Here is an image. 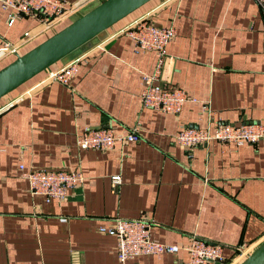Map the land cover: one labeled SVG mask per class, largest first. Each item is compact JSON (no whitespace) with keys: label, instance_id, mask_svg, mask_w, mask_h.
Instances as JSON below:
<instances>
[{"label":"crops","instance_id":"crops-1","mask_svg":"<svg viewBox=\"0 0 264 264\" xmlns=\"http://www.w3.org/2000/svg\"><path fill=\"white\" fill-rule=\"evenodd\" d=\"M56 19L25 15L7 25L0 8V43L23 54L100 0H65ZM140 17L173 24L165 88H182L199 102L178 115L142 108L140 72L155 66L153 52L137 53L123 28ZM1 46V45H0ZM68 86L40 83L45 71L0 98V264H183L180 249L160 258L120 262L116 238L101 233L112 219L144 216L153 239L184 246L193 235L234 248L264 242V140L235 146L212 140L189 151L174 137L181 126L203 127L201 102L234 124H264V23L255 0H149L79 51ZM12 56L0 50V68ZM72 58V59H73ZM71 59V60H72ZM70 61V60H68ZM58 61L54 69L67 63ZM138 129L140 140L110 150L78 149L85 128ZM81 170L84 181L62 201L31 195L19 166ZM120 174L113 186L111 177ZM242 256L236 257V259ZM238 264V263H237Z\"/></svg>","mask_w":264,"mask_h":264},{"label":"built area","instance_id":"built-area-1","mask_svg":"<svg viewBox=\"0 0 264 264\" xmlns=\"http://www.w3.org/2000/svg\"><path fill=\"white\" fill-rule=\"evenodd\" d=\"M255 1L260 7L264 23V0ZM0 8L9 12L7 25L12 26L16 19L35 13L45 19H56L72 7L65 0H0ZM121 31L133 39L135 52H153L156 56L154 69L150 73L140 72L143 83L140 93L142 108L178 115L186 102H199L182 88H165L162 84L163 70L168 59L167 45L176 36V28L173 24L158 26L148 18L140 17ZM0 45V50L16 56L20 55L18 45L7 40H2ZM80 61L81 56H78L60 67L46 69L40 83L58 82L68 86L78 72ZM198 115L200 120L203 116L207 117L205 126H181L174 137L176 143L190 152L189 156L193 148L212 140L235 146L252 145L264 140V124L260 122L250 124L226 122L221 117L215 116L207 102H201ZM140 139L136 127L121 132L115 131L112 126L85 128L78 135L76 145L80 150L89 148L110 150L117 142L126 144ZM19 170L21 177L28 181L30 194L44 196L46 203L52 200H64L68 190L85 179L81 170L25 169L22 164ZM111 179L113 186L121 182L120 174L113 175ZM153 225L154 222L144 216L131 219L116 217L109 223L100 225L98 230L116 238V255L120 262L141 255L160 258L183 249L188 253V258L183 264H232L236 257L245 258L252 252L250 245L241 244L234 248L233 256L228 260L224 254L223 244L208 241L197 235L191 236L184 246L162 243L151 237L150 230Z\"/></svg>","mask_w":264,"mask_h":264},{"label":"water","instance_id":"water-1","mask_svg":"<svg viewBox=\"0 0 264 264\" xmlns=\"http://www.w3.org/2000/svg\"><path fill=\"white\" fill-rule=\"evenodd\" d=\"M149 0H103L0 68V98L75 51L91 46L109 27ZM238 264H264V242Z\"/></svg>","mask_w":264,"mask_h":264},{"label":"rangeland","instance_id":"rangeland-1","mask_svg":"<svg viewBox=\"0 0 264 264\" xmlns=\"http://www.w3.org/2000/svg\"><path fill=\"white\" fill-rule=\"evenodd\" d=\"M97 2H98V1H96V2H94L93 4L87 6V7L84 8L82 11L84 12V11L90 9L91 7H93L94 5H96ZM74 18H75V17H73V19H74ZM78 52H79V51H78ZM78 52L75 51L73 54H71L70 56H68L65 60H66V61L71 60L74 56H76L75 54L78 53ZM15 58H16V56H12L11 59H10V61L14 60Z\"/></svg>","mask_w":264,"mask_h":264},{"label":"trees","instance_id":"trees-1","mask_svg":"<svg viewBox=\"0 0 264 264\" xmlns=\"http://www.w3.org/2000/svg\"><path fill=\"white\" fill-rule=\"evenodd\" d=\"M44 71H45V70H44ZM44 71H42V72H44ZM40 73H41V72H40ZM40 73H39V74H40ZM34 77H35V76H34ZM29 80H30V79H29ZM243 259H244V257L242 256V257H240V258L236 259V260H235V262H234V263H232V264H235V263H236V262H238L239 260H243Z\"/></svg>","mask_w":264,"mask_h":264}]
</instances>
